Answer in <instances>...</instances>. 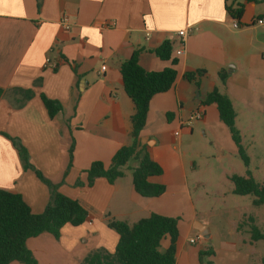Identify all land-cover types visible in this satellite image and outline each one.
Masks as SVG:
<instances>
[{"label":"crops","instance_id":"crops-1","mask_svg":"<svg viewBox=\"0 0 264 264\" xmlns=\"http://www.w3.org/2000/svg\"><path fill=\"white\" fill-rule=\"evenodd\" d=\"M239 5L244 13L236 29L228 8ZM63 16L70 30L61 25ZM263 16L264 0H0V188L20 193L36 214L49 203L48 187L24 168L7 134L19 138L31 163L89 213L84 224L65 225L59 239L48 233L29 239L38 264H83L93 251L114 253L119 236L109 222L132 226L153 214L179 219L176 264H204L205 257L209 264H264L263 240H252L247 221L255 197L233 193L234 174L225 171L216 183L212 172L200 174L186 150L202 134L221 155L238 154L217 106L204 102L217 89L231 100L236 117L245 107L259 108L264 25L255 21ZM180 31L186 32L184 41ZM164 41L172 44L170 61L155 53ZM182 43L184 53L178 56ZM136 51L147 72L178 61L177 80L151 100L139 139L163 169L149 178L166 188L156 198L134 191L136 161L114 184L104 178L87 184L94 162L109 168L117 151L133 143L135 104L125 92L120 67ZM197 71L205 72L200 86L185 78ZM221 71L227 74L225 82ZM21 91H32L33 97L27 100ZM42 95L63 106L53 119ZM198 109L203 118L187 127L184 123ZM79 180L84 186H77ZM229 205L237 212L233 219L217 220L218 209L223 217ZM169 244L165 239L161 250ZM206 252L212 254L200 256Z\"/></svg>","mask_w":264,"mask_h":264},{"label":"trees","instance_id":"trees-1","mask_svg":"<svg viewBox=\"0 0 264 264\" xmlns=\"http://www.w3.org/2000/svg\"><path fill=\"white\" fill-rule=\"evenodd\" d=\"M228 12L233 19L240 21L244 10L242 5H239L237 8H228ZM172 52L170 41H164L155 51L162 61H170ZM138 55V51L134 52L132 57L120 67L125 92L135 104V114L132 117L133 143L117 151L109 168H106L102 162H94L87 170V184L92 187L99 178L114 184L117 179L124 176L125 166L136 161L138 166L133 169L134 191L145 198H156L163 195L166 188L161 184L149 182V178L162 175L163 169L151 159L147 148L141 146L139 139L147 124L151 100L173 88L178 76L176 69L178 61L172 60L171 67L163 71L147 72L139 65ZM204 76V71L185 74L186 80L195 83L196 86H200ZM219 76L223 82L226 81L227 74L224 71H221ZM39 82L37 81V84ZM21 92L27 100L33 97L32 91ZM41 99L51 119L62 112L63 106L60 102L49 99L45 95H42ZM204 103L217 106L220 119L229 128L233 142L238 148V154L245 166H248V158L244 153L240 132L236 127V113L231 100L215 89L207 95ZM4 135L13 142L24 168L33 171L36 177L48 187L49 203L43 213L36 214L20 193L0 188V264H10L15 261L23 264H38L27 246V241L44 233L59 239L65 225L80 226L87 221L89 213L78 200L63 195L59 191V184L50 181L31 163L28 150L19 138ZM70 159L69 168L72 165L73 147L70 150ZM230 180L234 184L235 195H252L255 197L256 206H264V183L256 182L249 171L246 177L233 175ZM77 186H84V184L79 180ZM178 221L177 218L157 214L142 219L132 226L126 222L112 220L108 226L119 236L114 253L104 249L93 251L83 264H176ZM247 221L250 223L252 240H264V235L254 224V219L249 217ZM241 227L242 225H239V228ZM167 238L170 240L169 247L162 251V243ZM211 254L212 252H206L201 253L200 256Z\"/></svg>","mask_w":264,"mask_h":264},{"label":"rangeland","instance_id":"rangeland-1","mask_svg":"<svg viewBox=\"0 0 264 264\" xmlns=\"http://www.w3.org/2000/svg\"><path fill=\"white\" fill-rule=\"evenodd\" d=\"M259 104L257 107H245L243 110L238 111V115L235 119L236 127L240 132L241 143L244 149V153L248 158V166H245L242 158L239 154L230 155L226 151L224 155L212 143L210 137H205L199 134L186 146L187 152L195 158L198 163V171L200 174H206L212 172L214 174V182H219V178L226 171L238 176H247L249 171L251 177L258 183L264 182V99L256 101ZM227 149V148H226ZM219 158L221 161H219ZM216 180V181H215ZM225 182V180L223 181ZM253 198V196H248ZM213 206L216 207V202H212ZM229 211H220L218 209L217 220L219 221H230L233 219V214L237 213L229 205ZM225 210V209H224ZM247 217L254 219V224L260 232L264 235V207L253 206ZM225 226V223H223ZM264 244V240L261 241ZM204 264H209L206 261V257L203 258Z\"/></svg>","mask_w":264,"mask_h":264},{"label":"built area","instance_id":"built-area-1","mask_svg":"<svg viewBox=\"0 0 264 264\" xmlns=\"http://www.w3.org/2000/svg\"><path fill=\"white\" fill-rule=\"evenodd\" d=\"M258 25H264V16L263 17H260L258 18L256 21H255ZM61 25L63 26V28L65 30H70L71 29V23H70V20L67 16H63L61 18ZM233 27L236 28V29H239L241 28V24H240V21L234 19V22H233ZM186 35V32L185 31H180L178 33V36L179 37H182V41H184V37ZM184 53V44L182 43L180 45V47L176 50V54L178 56L182 55ZM106 70V67H102V72H104ZM203 110L201 109H198L196 110L194 113H192L189 117V119L186 121V123H184L187 127H189L191 125L192 122L194 121H197V120H200L203 118ZM180 132L181 131H177L175 133L176 136H179L180 135ZM191 243H195V240H191Z\"/></svg>","mask_w":264,"mask_h":264}]
</instances>
